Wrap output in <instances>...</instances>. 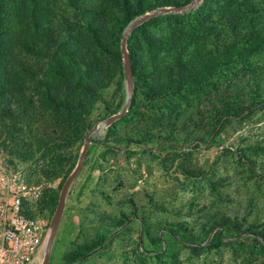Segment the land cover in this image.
<instances>
[{"label": "rangeland", "instance_id": "374dc122", "mask_svg": "<svg viewBox=\"0 0 264 264\" xmlns=\"http://www.w3.org/2000/svg\"><path fill=\"white\" fill-rule=\"evenodd\" d=\"M52 2L15 62L0 42V165L50 234L32 264H264V49L225 53L264 0Z\"/></svg>", "mask_w": 264, "mask_h": 264}, {"label": "trees", "instance_id": "16d2710c", "mask_svg": "<svg viewBox=\"0 0 264 264\" xmlns=\"http://www.w3.org/2000/svg\"><path fill=\"white\" fill-rule=\"evenodd\" d=\"M230 1L232 0H228L229 3ZM9 2L11 3L12 6H9ZM42 2H46V3H42ZM70 2L72 5L74 4L75 6H77L79 0H70ZM52 3H53L52 0H5L4 2L1 1L0 20H2V24L0 21V42L2 38L1 45L5 46L7 44L3 42V38L4 37L9 38L8 46L11 50V56L14 62L17 59L16 52L19 51L18 49L19 41L18 40L20 39V36L25 33V28L23 27V23L26 20L25 17L28 15L29 17L27 18V21L31 19L33 21L32 26L37 27L36 11L40 10L41 15L48 17L50 15V12H49L50 10L47 8V6ZM95 8H92V10H94ZM137 16L139 15L137 14L130 15L128 17L127 23L132 22ZM252 16H253L252 20L248 24V27H250L251 31L249 32L247 38H245V41L243 42L237 41L233 43L231 47L226 46L227 49L225 53L227 54L230 53L234 48H236L237 45L240 47V49H244L246 51L243 54H253V53H256L264 49V35L260 36L258 32L256 31V29L258 28L257 25L259 24V21H257V19H259V17H257L258 15H252ZM243 18L244 17L242 16L237 17L236 15L235 17L228 16L227 21H224L223 24L225 27L230 28L236 35L239 30V27L241 26V24L243 25V22L245 21L244 20L245 18L244 19ZM27 24L28 23H25V25L28 27ZM248 27H245L243 31H246ZM17 41H18V45H17ZM184 51L185 49H183L182 51H179L178 48H176V45H174V43L169 42V52L168 53H170V55L175 54L172 60L175 63L176 68L180 71L183 70V68L185 67V63L181 61L179 54L183 53ZM94 53L96 54L95 49H93L91 45L89 44V48L86 49L85 62L87 63V69L89 70V72L93 71V73L95 71L94 69L95 65L98 62L97 57ZM130 57H131L132 70L134 73L135 80L136 82H140L143 79L141 76H139L138 72L136 71L137 61L132 58V55ZM230 59H227V61H223L225 63L223 62L217 63L214 60L213 69L220 67L221 65H225L226 63H230ZM11 67L13 70L15 69L16 66H11ZM186 67L189 68L188 65ZM192 69H196V67L193 65L191 67V70ZM120 75L121 77H123L124 75L121 68H120ZM189 78L179 79L178 83L177 84L175 83V87L169 90L168 93H174V94L181 93L183 89V85H185V82H188L190 80Z\"/></svg>", "mask_w": 264, "mask_h": 264}, {"label": "built area", "instance_id": "2783aa9c", "mask_svg": "<svg viewBox=\"0 0 264 264\" xmlns=\"http://www.w3.org/2000/svg\"><path fill=\"white\" fill-rule=\"evenodd\" d=\"M17 178L0 165V264H32L50 236L27 211V187Z\"/></svg>", "mask_w": 264, "mask_h": 264}, {"label": "water", "instance_id": "95a60500", "mask_svg": "<svg viewBox=\"0 0 264 264\" xmlns=\"http://www.w3.org/2000/svg\"><path fill=\"white\" fill-rule=\"evenodd\" d=\"M173 10H175V9H173ZM167 11L166 10H163V11H161L160 13H166ZM156 15V14H155ZM154 15V16H155ZM149 18V17H148ZM151 18V17H150ZM139 23H141V21L140 22H137V23H134L133 25H131L130 26V32H129V34L128 35H130V33H131V31H132V29L134 28V27H136ZM124 52H125V49H124ZM121 116L120 115H118V116H114V117H112V118H110L109 120H107V121H103V122H101V126L102 127H104L107 123H110L111 121H114V120H116V119H118V118H120ZM94 131H91V133H93ZM90 133V134H91ZM89 134V135H90ZM89 135L86 137V146H85V149L83 150V152H82V155H81V158H80V162H79V165H78V167H77V169H76V171H75V173L72 175V177H71V179L68 181V184L71 182V181H73L76 177H77V175H78V173L81 171V169H82V167H83V159L85 158V156H86V154H87V151H88V148H89V146H88V141H89ZM58 224H59V222L58 223H56V227L58 226ZM50 252V251H49ZM49 252H47V260L49 259ZM48 262V261H47ZM47 264V263H46Z\"/></svg>", "mask_w": 264, "mask_h": 264}, {"label": "bare ground", "instance_id": "6f19581e", "mask_svg": "<svg viewBox=\"0 0 264 264\" xmlns=\"http://www.w3.org/2000/svg\"><path fill=\"white\" fill-rule=\"evenodd\" d=\"M128 33H129V31H128ZM49 239V238H48ZM48 239L46 240V242L48 241ZM46 242H45V244H46ZM49 243V242H48ZM45 244H44V246H45ZM49 245V244H48ZM49 249H50V247H48V249H47V252H49Z\"/></svg>", "mask_w": 264, "mask_h": 264}]
</instances>
